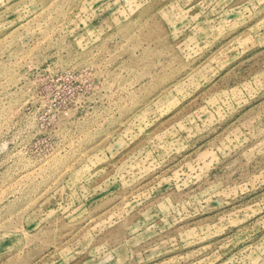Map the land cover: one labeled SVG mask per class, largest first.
Segmentation results:
<instances>
[{
    "label": "rangeland",
    "instance_id": "374dc122",
    "mask_svg": "<svg viewBox=\"0 0 264 264\" xmlns=\"http://www.w3.org/2000/svg\"><path fill=\"white\" fill-rule=\"evenodd\" d=\"M0 264H264V0H0Z\"/></svg>",
    "mask_w": 264,
    "mask_h": 264
}]
</instances>
